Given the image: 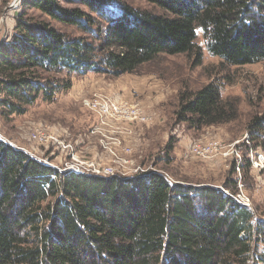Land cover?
<instances>
[{
    "label": "trees",
    "instance_id": "16d2710c",
    "mask_svg": "<svg viewBox=\"0 0 264 264\" xmlns=\"http://www.w3.org/2000/svg\"><path fill=\"white\" fill-rule=\"evenodd\" d=\"M146 1L161 11L23 0L0 44V115H23L40 96L55 100L73 75L134 74L161 54H194L200 65L199 29L226 65L264 60V0ZM239 105L211 80L183 89L175 116L200 131L237 121ZM249 129L254 147H264V113ZM172 150L162 170L106 177L58 170L0 136V264H264V215L236 199L239 180L173 182Z\"/></svg>",
    "mask_w": 264,
    "mask_h": 264
},
{
    "label": "rangeland",
    "instance_id": "374dc122",
    "mask_svg": "<svg viewBox=\"0 0 264 264\" xmlns=\"http://www.w3.org/2000/svg\"><path fill=\"white\" fill-rule=\"evenodd\" d=\"M13 1L0 0V44L13 35L15 15L21 10L14 8ZM118 1L134 9L161 11L146 0ZM31 12L37 13V10L31 9ZM63 29L74 35L81 34L76 29ZM197 42L203 50L200 65L195 63L194 54H161L134 74L119 77L94 72L73 75L71 88L59 93L55 100L46 101L40 96L23 115L8 118L0 115V136L58 170L74 168L81 173L97 175L104 173L93 168L111 166L114 175L121 177L133 176L135 169L139 172L162 170V160L171 145L168 176L173 182L185 178L195 185L222 187L224 182L237 178L240 183L234 192L236 199L252 207L256 219L260 218L264 215V170L250 165L248 173L243 168L238 171L234 154L199 159L190 153L189 146L197 140L218 139L229 148L235 145L244 156L241 147L247 146V140L251 141L249 123L264 113V60L243 66L226 65L208 51L201 29ZM211 80L219 83L224 97L239 98L240 118L200 131L178 122L175 112L179 93L186 87L197 90ZM104 83L110 88L103 90L101 84ZM101 91L117 99L140 101L151 120L146 123L110 120L109 131L102 130L98 134L95 127L100 118L83 104V100ZM39 124L48 129L45 132L49 138L45 144L34 138ZM251 145L254 147L252 141ZM108 150H113L116 156ZM245 157L243 164L247 161Z\"/></svg>",
    "mask_w": 264,
    "mask_h": 264
},
{
    "label": "built area",
    "instance_id": "2783aa9c",
    "mask_svg": "<svg viewBox=\"0 0 264 264\" xmlns=\"http://www.w3.org/2000/svg\"><path fill=\"white\" fill-rule=\"evenodd\" d=\"M20 4L13 5L14 8H19ZM83 104L87 106L91 111L96 113L100 122L95 127L98 134L102 133V130L106 133L108 130V123L110 120H125V121H133V123H146L151 120L150 116L146 115L143 110V106L141 102L138 100H123L117 99L112 96L107 95L105 92H97L94 93L91 97L85 98L83 100ZM48 129H44L42 124L36 126L34 138L40 144H45L48 140L49 135L47 132ZM112 131V130H111ZM248 153L247 157L250 161V165L253 168L258 170H264V148L263 147H253L251 145V141L247 140ZM237 147L234 145L233 148H229L226 144H224L221 140L218 139H210V140H197L190 144L189 149L190 153L196 158L204 159L210 158L216 155L224 154L227 156H231L234 154L237 160V170L240 171L242 164L241 152L236 149ZM113 155V150H108ZM116 156V155H115ZM50 165L48 163H45ZM240 164V165H239ZM70 170L75 171L77 173H81L80 171L71 168ZM93 170L97 172H103L104 174L97 175H114L113 168L111 166H104L102 169ZM139 170L135 169L133 175L138 174Z\"/></svg>",
    "mask_w": 264,
    "mask_h": 264
},
{
    "label": "crops",
    "instance_id": "0c3cea01",
    "mask_svg": "<svg viewBox=\"0 0 264 264\" xmlns=\"http://www.w3.org/2000/svg\"><path fill=\"white\" fill-rule=\"evenodd\" d=\"M101 86L103 87L102 89L105 90L106 88H110V85L107 83L101 84Z\"/></svg>",
    "mask_w": 264,
    "mask_h": 264
},
{
    "label": "water",
    "instance_id": "95a60500",
    "mask_svg": "<svg viewBox=\"0 0 264 264\" xmlns=\"http://www.w3.org/2000/svg\"><path fill=\"white\" fill-rule=\"evenodd\" d=\"M23 0H14L13 1V5H17V4H19L20 2H22Z\"/></svg>",
    "mask_w": 264,
    "mask_h": 264
}]
</instances>
